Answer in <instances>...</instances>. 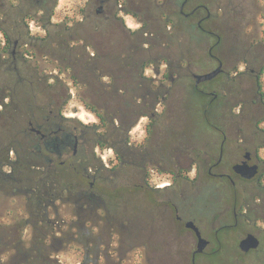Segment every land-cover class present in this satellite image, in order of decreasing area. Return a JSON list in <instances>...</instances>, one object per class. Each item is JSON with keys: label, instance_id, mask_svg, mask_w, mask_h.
I'll list each match as a JSON object with an SVG mask.
<instances>
[{"label": "rangeland", "instance_id": "obj_1", "mask_svg": "<svg viewBox=\"0 0 264 264\" xmlns=\"http://www.w3.org/2000/svg\"><path fill=\"white\" fill-rule=\"evenodd\" d=\"M119 1L124 4L135 0ZM196 1L189 0L187 6ZM206 1L211 9L203 26L210 33L199 29L195 18L171 14L156 19L147 32L136 33L131 32L136 20L123 11L119 13L122 20L115 19L106 7L97 12L96 0H0V28L10 41L7 51L0 54V155L4 146L17 144L11 140L14 134L23 147L22 134L33 108L43 109L44 105L47 112L59 107L62 116L70 120L68 124L83 129L82 159L89 176L85 180L81 179V170L54 168L46 176L39 175L30 172V162L23 160L14 174L16 187L0 183V222L9 224L13 217H24L36 223L34 233L27 225L14 237L23 248L30 241L37 244L49 238L45 222H38L45 212L46 190L54 197L47 216L64 220L62 229L66 231L56 235L59 226L52 225V236L66 239L60 250L0 252L4 264H190L189 252H177L175 242L184 240V229L177 230L176 237L171 235L173 229L167 230L171 215L163 204L173 201L180 214L194 219L204 237H209L222 217H232L228 183L220 184V179L207 176L202 162L217 157L221 132L226 134V143L237 137L244 144L252 139L264 142V0ZM153 4L154 13H160L158 0L146 1L144 7ZM140 13L142 19L150 15L142 7ZM146 39L152 41L148 54L143 53L148 64L161 60L163 69L167 61L181 63L174 82L164 80L163 102L156 106L153 119L140 116L148 107L138 96L144 95L146 88H155L152 80L156 64L144 70L143 87L133 91L135 76H129L126 69H114L118 77L107 78L109 63L100 54L110 53L116 65L122 63V54L129 52L130 44L140 47ZM210 45L226 71L201 83L199 89L212 92L204 94L194 90L190 73L206 72L215 66V59L208 54ZM232 65L233 70L239 67V76L232 74ZM255 73H261L258 89L263 95L257 90ZM85 102L95 105L104 121H99ZM122 106L136 108V112L124 111ZM136 120L128 134L117 137L121 144H116V136L126 128L127 121ZM152 121L153 125L143 128L145 122ZM257 127L262 131H256ZM113 145L122 148L120 159L112 157ZM141 153H147L149 160L141 161ZM260 154L264 158V148ZM172 155L184 166L175 180L157 172L150 161ZM0 158L8 161L5 156ZM193 162L195 165L189 167ZM230 162L231 158L224 155L222 165ZM92 176L95 179L89 187ZM40 180L49 186L36 187L42 184ZM171 180L173 184L164 187ZM80 186L93 196L81 197ZM240 186L242 203L249 205L251 219L243 221L239 235L257 233L261 244L255 252L239 254V264H264V187L257 189L254 178L241 181ZM27 187L35 190L33 205ZM253 194L260 196L258 202ZM54 207H58V213ZM33 209L35 214L30 216ZM97 247L99 252H92ZM234 247V241L226 244L222 252L210 257L211 263L234 264L238 256ZM206 259L199 255L196 264H207Z\"/></svg>", "mask_w": 264, "mask_h": 264}, {"label": "flooded vegetation", "instance_id": "obj_2", "mask_svg": "<svg viewBox=\"0 0 264 264\" xmlns=\"http://www.w3.org/2000/svg\"><path fill=\"white\" fill-rule=\"evenodd\" d=\"M146 1L149 0H135L134 2L125 1L124 4H122L119 0H96V10L97 12H103V8L106 7L108 8V10H110L115 19L120 20H122V15H120L119 13L123 11L131 19L136 20L137 25L135 26L134 30H131V32L134 31L136 33L147 32L151 26L155 25V21L161 18H165L166 16H169V14L178 15L179 17H182L184 19L195 18V24L199 29L208 31L209 33L211 32L210 30H206L203 26L204 20L210 16L211 9L209 2L206 0H197L193 5L190 6H187L189 0H158L160 13H154V4L149 8L144 7ZM140 7L147 10L150 14L146 19H142L140 17ZM171 7H173V9L169 10ZM122 24L123 23L121 22V26ZM165 27H170V25L166 24ZM127 30L130 32V26H127ZM145 43H147L148 46ZM151 44L152 41H150L149 39H146V41H144L142 43V46L140 47H138L137 44H130L128 46L129 52L126 53V51H124L125 53L123 52L122 54L123 61L122 63H118L120 65L123 64L124 67H126L125 69L128 70L127 74L129 76H135L134 81H136V83L132 85L131 88V90L133 91L138 86L143 87L144 84L141 78L145 79L144 70H146L149 66H151L150 68L153 69L152 63H155V60L154 62L152 61V63L150 62V64L143 60V53L145 54L146 52V54H148V49H150L149 46H151ZM212 48L213 45H210L208 48V54L212 58H214L216 62L215 66L212 69L220 66L221 70L219 73H225L226 69L224 68L223 60L214 56ZM100 54L101 57L104 56L106 61L109 63L108 67L105 69V76L107 78L115 80L118 77L117 75L119 74V72L115 73V76L113 70H118L119 68H121V66L115 65V61L110 58V53L104 54V52L101 51ZM155 64L156 68L153 75L154 79L152 80V83L155 84V88H146L145 94L138 96L140 100L143 101V103L148 107L145 113L140 116L147 118L149 117V119L154 118V115L157 111L156 106L161 105L163 102L164 80L174 82L175 77L180 75L181 70V63L179 62L171 64L167 61L164 64L165 68L163 69L161 68L163 66L161 60L158 61V63L156 61ZM229 67L233 70V65ZM239 72V67H237L235 70H233L232 74L234 76H239ZM193 74L194 73H190V76L193 80L194 90L197 89L198 92L204 94H212L211 91L206 92L203 89H199V86L203 81L195 85ZM254 76L255 80H257L258 73H255ZM97 118L99 121H101L99 117ZM67 121L70 120H68L67 116H62L61 109L59 107L55 111L48 110L47 112H45L44 105L43 109H40L39 107L33 108V113L27 117L26 130H24V134H22L21 139H23L24 141L23 147L19 146L20 139H17L16 134H14V138H12L11 140L12 142H17L18 145L15 143H10L4 146L1 150L2 155L0 156H5L8 161L5 162L0 158V183H5L8 187L11 188L16 187L14 184L16 179L13 178L14 174L17 171V166L23 164L22 160H28V162H30V166L28 169L30 172L38 169L46 176V172L49 171L50 168H54L56 170H75V172L78 173L81 170V179L86 180V178H88L89 176L85 173V167L83 166L82 159V156H84L82 154V149L83 145L85 144L83 138V129L80 128L78 124L70 125ZM127 123L128 125L126 126V128L122 129V133H118L116 138L120 137V135L122 134H128V131L136 125L137 120L132 122L127 121ZM149 123H152L153 125L154 121L145 122L143 128L146 129ZM260 130L262 131V128L257 127L256 131ZM221 134V140L218 143L217 157H210L205 163L202 162V168L206 166L207 176H209L210 178L220 179V184L228 183L231 196L229 207L232 209V217H222L219 221L218 226L213 229L209 237H204L201 234V228L195 224L194 219L188 217L187 215L180 214L177 206L173 201H168L163 204L164 209H168L171 215V222L167 224V226L169 225L167 227V230H169L170 227L174 230L171 231V235H173V237H176V231L180 230L181 228L184 229V240L182 241L181 239H175V242L176 246L178 247L177 252H189L190 264H196V257L199 255H204L207 258V264H215L214 261L213 263H211L210 257L215 255L216 252H222L224 246L226 244L232 243L233 241L235 245L233 252H237L238 254V256H235L234 264H239V254L241 256L246 255L250 252H255L258 250V247L261 244V238L259 237V235L257 233H253L259 239L257 248L249 249L248 251H242L239 248L240 239L247 233L252 232H246L242 236L239 235L238 231L239 227L242 226L243 221H249V219H251V210L249 208V205L247 203L245 205L242 203L243 193L241 190L240 182L243 180H250L254 178L256 180L257 189L264 187V185L261 183V180L263 179L262 176H264V174L261 173L264 158L260 154V150L264 148V142H255V140L252 139L251 141H247L244 144L243 139L237 137L236 140L230 143H226V134L223 132H221ZM117 139L118 141H116V144L120 145V139ZM112 147V157L114 159H120L122 157V148L117 147L116 145H113ZM20 148H22L23 150H21ZM8 150H12V155L10 157H8ZM5 152L7 155L5 154ZM146 154H140L141 161L149 160L147 159ZM224 155H227V157L231 158V162L227 165H222ZM150 161L152 162L153 168L157 172L167 173L168 176L172 178V180H175V177L180 176L181 169L182 167H184L183 164H181V160L177 156L173 155L171 158H152L150 159ZM37 162H39L40 164H37ZM192 165L194 166L195 162L191 163L189 167H191ZM4 166H8L9 168L5 170ZM194 170H196V167L194 168ZM142 171L143 176H145L144 181H147V170L144 169ZM186 173H188V170L186 171ZM30 179H32V177H30ZM94 179L95 176H92V180L88 182L89 187L93 185ZM172 180L171 182L164 184V187L171 186L173 184ZM27 189L30 195V203L33 205V202L35 204L36 199L35 194H33L35 193V190L32 187H27ZM46 193L47 194L44 195L43 200L45 212L43 213L44 215L42 217L38 218V222H45V227L47 228L46 234L49 237L48 240H40L39 242H37V244L33 241H30V243H28V245L24 246L25 248H23V246H21L22 242L19 240L15 241L14 237H17L16 234H19V231H21L22 233L26 230V227L22 226L28 225L31 233H34L36 229V223L29 222V218L13 217L12 223L5 224L3 222H0V252H53L54 250H60V248L65 245L66 239L63 240L61 237L52 236V225L55 226L54 224H57L59 226L57 227V229L56 227H54V229H56V235L65 234L66 231L63 232L62 229L64 220L61 219L59 221L57 218H51L50 216H47V207H49V205L53 203L54 197L51 196V192L49 190H46ZM79 193L81 197H84V195H86L87 197L93 196V193L88 192L83 186H80V191L78 192V194ZM254 199L255 202H258L260 200V196H256ZM54 208L56 209L55 213H58V207ZM247 212H249L248 217H244ZM33 214H35L34 209L29 213V215L34 216ZM192 224L197 227L201 237L206 240L205 246L200 251H197V236L190 226ZM189 239H191V241ZM183 243L188 245L185 246ZM89 252H91L90 249ZM92 252H99V247H97L95 250L93 248ZM23 256L26 258L28 256V253L24 254ZM25 258L21 260L22 263ZM3 261L4 259L0 258V264H4ZM83 262H81L80 264H84Z\"/></svg>", "mask_w": 264, "mask_h": 264}, {"label": "water", "instance_id": "obj_3", "mask_svg": "<svg viewBox=\"0 0 264 264\" xmlns=\"http://www.w3.org/2000/svg\"><path fill=\"white\" fill-rule=\"evenodd\" d=\"M221 68L220 66L215 67L214 69L210 71H206L203 73H194L193 78H194V83L195 85L198 84L199 82L209 80L216 76L220 72ZM191 228L194 230L196 236H197V242H198V249L197 251H200L206 244V240L201 237L197 227L195 225H190ZM259 244V239L257 238L256 235L253 233H247L244 237H242L239 241V248L242 251H248L249 249H255L257 248Z\"/></svg>", "mask_w": 264, "mask_h": 264}, {"label": "trees", "instance_id": "obj_4", "mask_svg": "<svg viewBox=\"0 0 264 264\" xmlns=\"http://www.w3.org/2000/svg\"><path fill=\"white\" fill-rule=\"evenodd\" d=\"M26 17H29V16H26ZM69 27V26H68ZM0 32L3 34V43H0V54L3 52H6L7 51V45H8V43L10 42L9 41V38H8V36L6 35V33L0 28ZM41 38V37H40ZM93 65H97V63L96 64H93ZM116 65H119V66H121V68H119L118 70H122V69H125L126 67H124V65L122 64V65H120V64H116ZM78 73V72H77ZM75 74L76 73H74V74H72V78H75ZM78 74H80V73H78ZM261 74V73H260ZM260 74H258V76H257V80H256V86H257V90H258V92H260V94L261 95H263V92L262 91H260L258 88H260ZM109 99V98H108ZM117 105H118V103H117ZM119 105H121L120 103H119ZM84 106L89 110V111H91L94 115H96L97 117H99L100 118V120L101 121H104V116L102 115V114H100L99 113V111H98V109L96 108V106L95 105H93V104H89V103H84ZM123 107V106H122ZM135 108V107H134ZM123 110L124 111H126V110H129V111H133V112H136V108H135V111L133 110V109H125L124 107H123ZM264 119V118H263ZM22 163H23V160H22ZM36 172H38V174L39 175H41L42 173L40 172V170H38V169H36L35 170ZM39 180V179H38ZM39 182H41V180L39 181ZM42 183V182H41ZM45 183V182H44ZM44 183H42L40 186H36V187H38V188H41V186L43 185V188H46L47 187V185L49 186V184L46 182V184L44 185ZM46 190V189H45Z\"/></svg>", "mask_w": 264, "mask_h": 264}, {"label": "clouds", "instance_id": "obj_5", "mask_svg": "<svg viewBox=\"0 0 264 264\" xmlns=\"http://www.w3.org/2000/svg\"><path fill=\"white\" fill-rule=\"evenodd\" d=\"M34 31L38 30L35 27L33 28ZM0 43H3V34L0 33Z\"/></svg>", "mask_w": 264, "mask_h": 264}]
</instances>
